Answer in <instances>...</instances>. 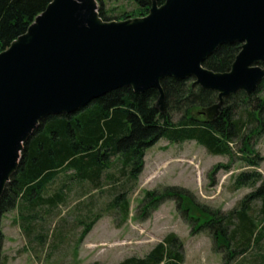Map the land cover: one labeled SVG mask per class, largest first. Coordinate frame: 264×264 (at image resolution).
Here are the masks:
<instances>
[{
	"label": "water",
	"instance_id": "1",
	"mask_svg": "<svg viewBox=\"0 0 264 264\" xmlns=\"http://www.w3.org/2000/svg\"><path fill=\"white\" fill-rule=\"evenodd\" d=\"M235 42L240 49L229 70L202 65ZM169 77L192 78L217 94L195 112L206 122L221 114L225 97L255 91L264 78V0H152L145 15L121 20H103L96 0H51L0 51V198L43 118L123 87L156 89L163 113L161 81Z\"/></svg>",
	"mask_w": 264,
	"mask_h": 264
},
{
	"label": "trees",
	"instance_id": "2",
	"mask_svg": "<svg viewBox=\"0 0 264 264\" xmlns=\"http://www.w3.org/2000/svg\"><path fill=\"white\" fill-rule=\"evenodd\" d=\"M50 1L0 0V51L23 34ZM151 1L133 0L135 14L123 13L122 18L145 15ZM156 1L161 4L164 0ZM97 11L103 20H110L102 7L99 6ZM239 49L237 42L222 44L202 65L214 71H227ZM161 85L165 94L163 113L155 108L156 89L136 93L130 87H123L106 93L86 108L43 118L24 142L18 168L0 198V220L6 212L18 208L22 219L30 222L36 216L34 212L37 208L45 205L55 207L63 202L65 188L70 182L65 181L55 192L46 195L47 187L61 173L78 184L88 182L98 187L102 178H111L105 170L114 163L118 173L132 181L130 187H133L143 170L146 149L161 138L173 143L194 140L210 154L233 156L229 144L234 138L242 142V148L238 149L240 152H249L251 134L264 131V79L249 96L237 92L224 98L220 116L209 123L198 120L194 114L198 108L217 101L214 91L193 85L191 78H164ZM253 103L256 106L251 108ZM240 107L245 110V117L235 118ZM176 114L178 120L174 121L173 115ZM261 116L262 119L259 118ZM248 124L254 125L251 134L245 132ZM258 158L254 153L253 158L244 159L251 165H259ZM220 169L227 170L229 166L216 165L213 172ZM233 186L236 189L246 186L256 188L239 200V207L226 213L200 205L190 191L174 186L146 191L138 212L141 218H147L162 201L174 199L177 209L192 224V231L201 228L212 230L217 245L221 242L229 244L236 237V246H246L251 241L257 244L259 239H264V231L258 230L255 218H250L248 212L252 204L260 200L258 213L264 228V178L255 170L243 171L234 176ZM108 206L118 209L122 217L127 218L129 202L126 192L114 195ZM80 222L84 224L83 237L94 221ZM231 225L233 229L228 232ZM2 245L0 227V264H3ZM227 252L231 257V251ZM183 257L181 239L170 233L144 257H128L117 264H181Z\"/></svg>",
	"mask_w": 264,
	"mask_h": 264
},
{
	"label": "rangeland",
	"instance_id": "3",
	"mask_svg": "<svg viewBox=\"0 0 264 264\" xmlns=\"http://www.w3.org/2000/svg\"><path fill=\"white\" fill-rule=\"evenodd\" d=\"M96 2L97 8L102 7L110 20L123 19V13L135 14L133 0ZM255 106L253 103L251 108ZM245 113L240 107L235 118H244ZM198 117L201 120L203 116ZM173 120H178L177 114ZM253 127L248 124L245 132L251 134ZM251 136L249 152L238 150L242 148L239 138L230 142L233 156L210 154L195 141L173 143L161 138L146 149L143 170L133 187H130L132 181L118 173L114 163L105 170L111 178H102L98 187L88 182L78 184L67 179L64 173L59 174L47 187L46 195L55 192L65 181L70 182L63 202L55 207L37 208L30 222L22 219L18 208L2 215L3 264H117L128 257H144L170 233L181 239L184 255L181 264H264V239H259L257 244L251 241L246 246H236V237L229 244L217 245L212 230L192 231V224L177 209L174 199L162 201L147 218H141L138 212L146 191L166 186L187 189L197 203L219 213L239 207V200L256 187L236 189L234 176L255 170L264 178V131ZM254 153L259 157V165H251L244 159L253 158ZM219 164L228 165L229 169L214 173V166ZM122 191L126 192L129 202L127 218L108 206L114 195ZM260 206L261 201L256 200L248 214L255 218L258 230L264 231L263 219L258 213ZM89 220L94 222L81 237L84 224L80 221ZM232 229L233 225L229 226L228 232ZM227 251H231V257Z\"/></svg>",
	"mask_w": 264,
	"mask_h": 264
},
{
	"label": "flooded vegetation",
	"instance_id": "4",
	"mask_svg": "<svg viewBox=\"0 0 264 264\" xmlns=\"http://www.w3.org/2000/svg\"><path fill=\"white\" fill-rule=\"evenodd\" d=\"M223 105V104H222ZM221 110H222V106H221Z\"/></svg>",
	"mask_w": 264,
	"mask_h": 264
}]
</instances>
